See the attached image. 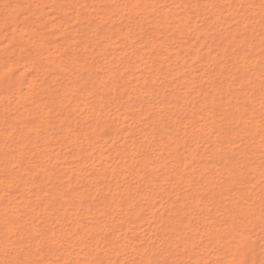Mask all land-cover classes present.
I'll return each mask as SVG.
<instances>
[{
    "label": "bare ground",
    "instance_id": "1",
    "mask_svg": "<svg viewBox=\"0 0 264 264\" xmlns=\"http://www.w3.org/2000/svg\"><path fill=\"white\" fill-rule=\"evenodd\" d=\"M0 264H264V0H0Z\"/></svg>",
    "mask_w": 264,
    "mask_h": 264
}]
</instances>
